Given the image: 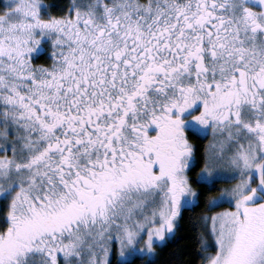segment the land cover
<instances>
[{
    "label": "snow or ice",
    "instance_id": "1",
    "mask_svg": "<svg viewBox=\"0 0 264 264\" xmlns=\"http://www.w3.org/2000/svg\"><path fill=\"white\" fill-rule=\"evenodd\" d=\"M186 210L264 264V0H4L0 264H156Z\"/></svg>",
    "mask_w": 264,
    "mask_h": 264
},
{
    "label": "trees",
    "instance_id": "2",
    "mask_svg": "<svg viewBox=\"0 0 264 264\" xmlns=\"http://www.w3.org/2000/svg\"><path fill=\"white\" fill-rule=\"evenodd\" d=\"M3 3L4 0H0V6H3ZM192 175L194 176L195 173L193 172ZM201 208L202 205L194 211L198 213ZM191 214L189 210L184 212V218L180 221V225L176 231L177 239L174 242L168 243L166 247L158 249L159 257L156 264H169L170 261H179L180 264H199V255L197 254L198 243L195 239V231L189 223V216Z\"/></svg>",
    "mask_w": 264,
    "mask_h": 264
},
{
    "label": "rangeland",
    "instance_id": "3",
    "mask_svg": "<svg viewBox=\"0 0 264 264\" xmlns=\"http://www.w3.org/2000/svg\"><path fill=\"white\" fill-rule=\"evenodd\" d=\"M227 206V205H226Z\"/></svg>",
    "mask_w": 264,
    "mask_h": 264
}]
</instances>
